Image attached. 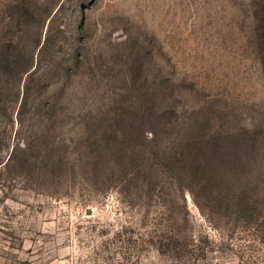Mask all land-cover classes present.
<instances>
[{
  "label": "rangeland",
  "instance_id": "374dc122",
  "mask_svg": "<svg viewBox=\"0 0 264 264\" xmlns=\"http://www.w3.org/2000/svg\"><path fill=\"white\" fill-rule=\"evenodd\" d=\"M0 89V264H264V0H0Z\"/></svg>",
  "mask_w": 264,
  "mask_h": 264
},
{
  "label": "trees",
  "instance_id": "16d2710c",
  "mask_svg": "<svg viewBox=\"0 0 264 264\" xmlns=\"http://www.w3.org/2000/svg\"><path fill=\"white\" fill-rule=\"evenodd\" d=\"M33 65V61H30V63L24 68V71H28L31 66ZM3 90L0 89V93H2ZM18 96H19V91H18ZM22 106V105H21ZM200 166V163L198 162V160L196 158L191 159L189 161H185L182 162L181 165H176L175 167H177L176 169L178 170V176H180L181 174H192L191 178H194V176H196L194 173H192V171H197L198 167ZM240 202L238 203L239 205H237V208L239 209H244L245 211L248 210H252L254 208L253 202L249 199H245L243 197H240ZM247 202V203H245Z\"/></svg>",
  "mask_w": 264,
  "mask_h": 264
}]
</instances>
